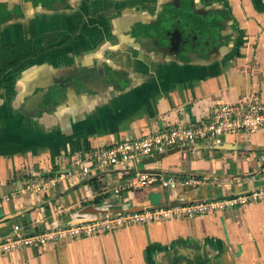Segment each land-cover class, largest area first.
<instances>
[{"label":"crops","instance_id":"obj_1","mask_svg":"<svg viewBox=\"0 0 264 264\" xmlns=\"http://www.w3.org/2000/svg\"><path fill=\"white\" fill-rule=\"evenodd\" d=\"M219 1L231 9L227 31L233 33L234 42L213 54V62L180 63L175 58L153 62L145 58L138 63L126 46L133 41L129 36L116 40L94 32L89 38L77 35L68 45L28 60L2 77L0 195L10 200L0 201V239L14 237L17 225L35 233L52 225L69 227L80 220L98 219L106 207L166 208L264 187L261 129L225 137L221 145L235 149L217 150L208 144L190 150L191 146L179 147L109 167L88 178L77 175L75 181L44 193H22L32 177L78 172L72 160L86 152L138 140L170 125L207 123L222 104L249 97L264 101V0ZM5 38L13 42L23 37L10 34L3 42ZM97 59L124 74L119 84L122 88L93 83L100 93L73 96L69 106L37 118L24 114L23 104L32 84L61 78L74 64ZM138 172L182 179L217 178L221 185L170 189L155 185L111 195L112 186L115 190ZM120 198L125 201L116 205ZM0 264H264V202L162 223L127 224L46 249L27 247L0 256Z\"/></svg>","mask_w":264,"mask_h":264},{"label":"flooded vegetation","instance_id":"obj_2","mask_svg":"<svg viewBox=\"0 0 264 264\" xmlns=\"http://www.w3.org/2000/svg\"><path fill=\"white\" fill-rule=\"evenodd\" d=\"M231 21L230 7L219 0H0V70L21 54H31L2 74L0 80L24 62L68 45L77 35L89 38L94 32L116 40L129 36L133 41L126 46L138 63L145 58L153 62L175 58L180 63H207L213 54L233 44L230 36L223 35ZM10 34L23 38L13 42L5 38L3 42V37ZM142 39L147 40L142 43ZM190 55L195 56L192 59ZM96 64L103 68L106 79H111L100 84L119 89L124 74L108 62L97 59L81 66L74 64L61 78L52 79L53 90L59 84L66 83L67 87L64 93H54L52 103L46 96L44 107L50 104L51 112H57L68 101V90L70 97L78 96L74 87L79 83L78 74L84 72L86 77L88 68H96ZM96 80L87 83L82 95H91L92 84L98 86Z\"/></svg>","mask_w":264,"mask_h":264},{"label":"built area","instance_id":"obj_3","mask_svg":"<svg viewBox=\"0 0 264 264\" xmlns=\"http://www.w3.org/2000/svg\"><path fill=\"white\" fill-rule=\"evenodd\" d=\"M261 129H264V101L249 97L237 103L222 104L215 111L212 120L207 123L197 122L188 127L170 125L138 140H123L79 155L78 158L72 160V164L78 169V172L32 177L22 189V193L31 195L44 193L66 181H75L77 175L88 178L92 173H101L109 167L139 162L145 157L164 154L167 150L179 147L205 144L221 145L224 138L229 135L250 134ZM249 182L252 183L253 179L250 178ZM210 183L215 186L221 185L217 178L189 177L182 179L176 175L163 177L152 173L138 172L125 184L116 188L114 192L117 196H121L139 188L155 185L170 189L179 185L197 188ZM122 199L124 198H120L118 201ZM1 200L9 201L10 198L0 195ZM263 202L264 187H257L239 195L210 201L182 203L166 208L114 214H109L110 212L107 210L104 218L97 221L79 223L69 227L50 226L35 233H30L17 225L14 227V237L0 239V256L11 255L27 247L39 246L46 249L52 244L92 238L127 224L162 223L176 218L207 215L212 212H223L245 207L251 203Z\"/></svg>","mask_w":264,"mask_h":264},{"label":"water","instance_id":"obj_4","mask_svg":"<svg viewBox=\"0 0 264 264\" xmlns=\"http://www.w3.org/2000/svg\"><path fill=\"white\" fill-rule=\"evenodd\" d=\"M224 27V26H223ZM222 27V28H223ZM225 28V27H224ZM228 30V29H227ZM225 29V31H223V35L226 37V36H230L231 37V40H233V33H228ZM144 40H147V39H142V43H144L145 41ZM149 40V39H148ZM151 41V40H149ZM143 48H145V46H143ZM168 54H171L168 52ZM195 55H190V57L193 59ZM174 59V58H173ZM214 60V58L211 59V61ZM213 62V61H212ZM211 62V63H212ZM97 68V69H96ZM96 68L95 66H90V68H88L87 72H86V77H84V72H81L82 73V76L81 74H78V81L79 83H75L74 84V87L75 88H78V91L77 93L79 95H81L82 93L85 92V88L87 87V83L88 82H92L91 80L92 79H97L96 81V84L99 86V84L101 82H104V81H109L111 79H106V74L103 70L102 67H99L97 64H96ZM89 76V77H88ZM52 80H45L44 82H42V85H36L34 86L33 84L29 87V90L26 94H28L26 97H25V102L23 104V111H24V114L27 115L28 117H32V118H37L39 117V114H44V113H50L51 112V109L53 108V106L51 107L50 104H47L45 107V99H46V96H50V98L52 99V97H54V93L55 92H58L60 93L59 91H62L64 93V91L66 90V83L65 84H59V88L53 90L52 88V85L50 84ZM101 86V85H100ZM119 89L122 88V86L118 85ZM94 89V88H93ZM38 90V91H37ZM98 90V89H97ZM92 90V93H100L99 90ZM118 90V89H117ZM37 91V92H36ZM36 92V93H35ZM69 92L70 90H68V93L66 95V97L68 96V101L65 102L64 104H61L60 107H64L65 105L66 106H69V103L71 101V97L69 95ZM54 101V99L51 100V103ZM214 149H217V150H229L231 148L235 149L234 146H229V145H212ZM197 147H189L188 149H196ZM125 200H121V201H118L116 202V205L119 204V203H122L124 202ZM177 205V204H176ZM108 210H109V214H114V213H119V212H128V211H142L144 209H155V207H143V208H138V209H132V210H120V209H117V210H112L111 208L109 207H106ZM159 209V208H158ZM106 211H101V217L98 218V219H91V220H80L78 221L77 223L75 224H79V223H85V222H92V221H97V220H100V219H103L104 218V214H105ZM75 224H71V225H75ZM54 227L56 226H60V225H52ZM63 227V226H62Z\"/></svg>","mask_w":264,"mask_h":264},{"label":"trees","instance_id":"obj_5","mask_svg":"<svg viewBox=\"0 0 264 264\" xmlns=\"http://www.w3.org/2000/svg\"><path fill=\"white\" fill-rule=\"evenodd\" d=\"M229 40V39H228ZM230 40H231V38H230ZM21 52V51H20ZM20 54V53H19ZM23 54H25V55H23ZM23 54H21L22 56H18L13 62H11V63H9V65H8V68H6V69H3V70H0V78H1V76H2V74H4L8 69H10L11 67H15V66H17L18 65V63L21 61V60H23L24 58H27L29 55H31V54H26V53H23ZM32 55H33V53H32ZM99 202V201H98Z\"/></svg>","mask_w":264,"mask_h":264},{"label":"rangeland","instance_id":"obj_6","mask_svg":"<svg viewBox=\"0 0 264 264\" xmlns=\"http://www.w3.org/2000/svg\"><path fill=\"white\" fill-rule=\"evenodd\" d=\"M220 153H221V152H219V153H217V154H220ZM111 188H112V190H111V193H112V194H111V193H110V194L114 196V187L112 186ZM174 205H176V204H174ZM91 216L95 217L96 215H95V214H91Z\"/></svg>","mask_w":264,"mask_h":264}]
</instances>
